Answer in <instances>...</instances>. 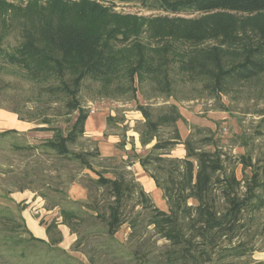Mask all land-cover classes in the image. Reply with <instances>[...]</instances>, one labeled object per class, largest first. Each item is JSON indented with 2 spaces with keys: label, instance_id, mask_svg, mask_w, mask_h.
Returning <instances> with one entry per match:
<instances>
[{
  "label": "trees",
  "instance_id": "16d2710c",
  "mask_svg": "<svg viewBox=\"0 0 264 264\" xmlns=\"http://www.w3.org/2000/svg\"><path fill=\"white\" fill-rule=\"evenodd\" d=\"M111 1L166 15L143 23L111 17L55 20L26 31L14 48L0 45V61L19 65L36 81L51 82L45 90L57 97L66 114H74L67 127L51 126L44 119L47 126L36 129L53 131L44 145L57 156L96 174L89 178L91 186L85 185L89 202L82 206L96 213L109 235L128 224L132 239L138 230L152 227L168 243L161 264H246L257 241L264 239L260 158L231 156L212 136L183 139L178 122L185 117L175 103L138 105L144 117L138 129L141 143H153L139 162L162 190L168 204L164 210L127 172L114 168L113 177H108V167H95L96 160L115 157L72 146L86 132L89 111L80 94L88 80L105 85L117 79L120 89L132 93L148 85L154 94L167 97L180 84L199 87L210 97L264 94V0ZM259 134L264 135V129ZM179 144L185 146L184 157L172 155ZM62 214L67 220L79 217L70 209ZM0 264H8L1 245Z\"/></svg>",
  "mask_w": 264,
  "mask_h": 264
},
{
  "label": "rangeland",
  "instance_id": "374dc122",
  "mask_svg": "<svg viewBox=\"0 0 264 264\" xmlns=\"http://www.w3.org/2000/svg\"><path fill=\"white\" fill-rule=\"evenodd\" d=\"M82 11L84 15L80 17ZM165 15L161 11H147L138 4L111 0H0V45L14 48L26 31H35L59 19L111 17L120 22L143 23ZM142 39L146 41L147 37ZM49 84L32 79L19 65L0 61V245L5 261L161 264L168 243L152 227L138 230L131 239V228L124 224L111 236L96 213L83 208L89 196L85 201L72 197L75 185L89 188V178L97 176L44 145L53 131L36 129L47 126L43 120L49 119L51 126L64 128L74 115L66 114L57 97L45 90ZM119 84L117 79L105 85L101 81L85 83L80 96L89 117L85 135L72 149L96 148L104 158L115 157L112 161L96 160L95 167H108L111 170L106 173L108 177H113L114 168L127 172L143 185L161 209L168 210L163 192L139 162V157L153 145L144 146L140 140L138 129L144 121L138 109L140 104L157 108L175 103L185 117V121L178 122L183 139L189 135L195 139L212 136L229 155L250 154L264 163V135L259 134L264 129V94L232 92L210 97L199 87L180 84L175 94L167 97L154 94L148 85L132 93L120 89ZM11 129L16 132L1 135ZM185 153L183 144L172 151L177 157H184ZM237 174L239 178L243 176L241 165ZM100 202L102 206L104 202ZM63 209L74 210L78 219H65ZM32 220L46 229V239L31 230ZM58 237L60 240L56 241ZM245 262L264 264V239L257 241L255 253Z\"/></svg>",
  "mask_w": 264,
  "mask_h": 264
},
{
  "label": "crops",
  "instance_id": "0c3cea01",
  "mask_svg": "<svg viewBox=\"0 0 264 264\" xmlns=\"http://www.w3.org/2000/svg\"><path fill=\"white\" fill-rule=\"evenodd\" d=\"M71 194H72V197L74 199L82 200V201L87 200V198L89 196V192H88L87 188H85V186L82 187L80 185H75L72 188ZM30 228H31V230H33L37 234V236L41 237L42 239L47 238L46 229H44L42 226H40V223L38 221L32 220Z\"/></svg>",
  "mask_w": 264,
  "mask_h": 264
}]
</instances>
